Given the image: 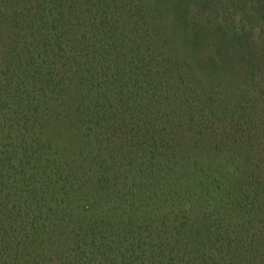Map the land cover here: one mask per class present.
I'll return each instance as SVG.
<instances>
[{
  "label": "trees",
  "instance_id": "obj_1",
  "mask_svg": "<svg viewBox=\"0 0 264 264\" xmlns=\"http://www.w3.org/2000/svg\"><path fill=\"white\" fill-rule=\"evenodd\" d=\"M0 264H264V0H0Z\"/></svg>",
  "mask_w": 264,
  "mask_h": 264
}]
</instances>
